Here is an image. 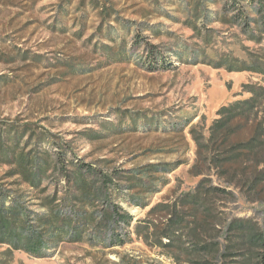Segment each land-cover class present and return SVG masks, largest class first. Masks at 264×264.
Here are the masks:
<instances>
[{"label": "rangeland", "instance_id": "1", "mask_svg": "<svg viewBox=\"0 0 264 264\" xmlns=\"http://www.w3.org/2000/svg\"><path fill=\"white\" fill-rule=\"evenodd\" d=\"M256 5L0 0V123L47 131L107 174L182 161L166 173L159 192L146 193L151 205L192 190L201 177L190 173L196 152L190 129L207 132L223 105L249 97L244 84L264 85V29ZM147 43L157 46L154 57ZM5 170L0 167V176ZM115 189L113 200L134 216L128 238L118 229L125 244L109 245L104 228L65 240L44 256L9 254V245L0 244V264H175L133 232L151 205H131L125 185ZM226 210L264 229V201L239 194Z\"/></svg>", "mask_w": 264, "mask_h": 264}, {"label": "trees", "instance_id": "2", "mask_svg": "<svg viewBox=\"0 0 264 264\" xmlns=\"http://www.w3.org/2000/svg\"><path fill=\"white\" fill-rule=\"evenodd\" d=\"M253 1L264 29V0ZM146 48L156 55V45ZM22 57L27 60V54ZM243 90L249 97L223 105L207 132L190 129L196 144L190 173L201 177L195 187L152 205L146 193L159 192L166 173L182 161L107 174L47 131L0 123V167H6L0 176V244L9 245V254L25 250L44 256L65 240L79 241L89 230L104 228L109 245H123L134 222L131 212L113 200L123 184L131 205H151L133 232L175 264H264V229L226 210L239 194L264 201V85L246 83Z\"/></svg>", "mask_w": 264, "mask_h": 264}]
</instances>
